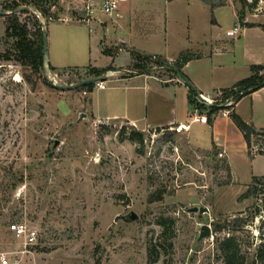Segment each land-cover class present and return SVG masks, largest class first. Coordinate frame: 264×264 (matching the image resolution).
<instances>
[{
	"label": "rangeland",
	"instance_id": "obj_1",
	"mask_svg": "<svg viewBox=\"0 0 264 264\" xmlns=\"http://www.w3.org/2000/svg\"><path fill=\"white\" fill-rule=\"evenodd\" d=\"M71 1L61 3L59 17L70 14L66 9ZM203 1L211 7L233 4L240 15L264 20V0ZM177 3L179 7L170 8L171 20L177 22H171L173 33L175 28L183 30L196 5ZM145 5L130 0L137 24L151 11ZM230 11L225 7L214 13L222 29L232 23ZM113 15L101 18L107 21ZM4 21L0 14V53L10 45L4 39ZM40 24L47 56L54 61L53 54L59 55L56 62L62 70L36 73L0 61V250L17 244L7 225L23 222L38 233L33 255L24 257L26 264H222L216 243L232 232L249 253V264L256 246L264 242V157L256 158L251 168L231 157V167L223 152L205 148L209 139L191 142L188 128L140 130L104 119L109 89L94 85L85 95L83 86L66 89L110 64L96 50V35L102 36L103 29L75 21L43 19ZM201 26L197 31L208 27L205 22ZM28 27L34 31L31 20ZM169 33V49L155 52L168 55L184 49L185 39H173ZM136 46L151 52L145 45ZM119 47L126 49L117 44L109 50L117 53ZM137 62L134 59V65ZM149 70L161 81L177 78L153 63ZM250 74L240 71L234 76ZM102 79L108 88L123 78ZM221 93L211 97L215 104H220ZM220 107L218 114L226 109ZM79 114L85 116L78 120ZM253 142L251 138L247 146L249 159L263 154L253 153ZM253 177L262 181L256 183L257 196L241 198ZM192 207L207 210L188 212ZM129 211L138 219L122 222L119 216ZM203 224L210 227L211 236L197 241Z\"/></svg>",
	"mask_w": 264,
	"mask_h": 264
},
{
	"label": "crops",
	"instance_id": "obj_2",
	"mask_svg": "<svg viewBox=\"0 0 264 264\" xmlns=\"http://www.w3.org/2000/svg\"><path fill=\"white\" fill-rule=\"evenodd\" d=\"M93 1L96 4L101 2V0ZM143 1L147 8H151V11L138 24L136 22L137 15L131 14L130 0H119L117 10L111 16V20H102L101 17L108 15L97 14L93 21L85 24L89 27L96 23V26L103 29L102 36L96 35V50L106 55L110 59V64L96 69L103 70L112 67L113 70L107 71L101 76V79L105 76L115 75L123 78L118 81L119 84L116 86L108 88L105 86V89L97 88L98 90L109 89L111 92L106 95L104 119L125 122L140 130L172 126H180V130L188 128L192 131L191 142L196 143L203 139H209L205 148L209 147L219 154L223 152L231 167L233 158L243 159L250 168L253 167L256 158L264 157V154L255 155L250 159L247 157V144L241 132L232 122L229 113L234 112L254 130L263 131L264 86L234 102L225 109L228 111L227 114L217 113L212 116L211 122L208 123L206 111L195 112L189 104L193 95L178 77L170 78L167 82L161 81L150 74V70L142 73L134 72L133 67L136 54L156 55L165 60L174 61L181 53L188 52L196 55L197 58L183 65L182 74L198 93L208 98L217 96L219 92L230 89L237 82L248 77L239 78V76H234L236 73L238 75L240 71H249L252 65L264 66V29L262 27L264 20H252L248 13H244L240 20L239 11L233 4L211 7L203 0H182L186 6L196 5L191 6L193 8L191 15L185 20L186 32L182 33L184 28L183 30L175 28L173 33L171 22L176 21L171 20L173 13H170V8L179 7L178 0ZM120 3L124 5L120 6ZM197 3L201 4L197 5ZM157 5L159 7H156ZM225 7L231 8L232 23L222 29L214 13L224 11ZM202 22H205L208 27L197 31L202 27ZM246 24H251V26ZM236 26L239 27L237 35L226 36V31ZM169 31L173 34V39L174 36L181 40L185 39L184 49L176 54L168 52V55L155 52L162 47L166 51L169 49ZM91 32L92 30L89 28V34ZM190 32L195 34L190 36ZM133 38H140L141 42H138V39L133 40ZM117 44L124 45L126 49L119 47L117 53H111L109 48ZM136 45H145L148 47L147 49H151V52L144 51ZM57 56L59 57V55L53 54L54 61H51L47 56L48 64L55 70H62V67H59L61 64L56 62ZM261 73L263 74L264 71ZM101 81L105 84V80ZM226 81L231 82V86L222 87ZM82 92L84 95L86 94L85 91ZM197 117H203L205 121H195ZM194 125L196 127L193 129Z\"/></svg>",
	"mask_w": 264,
	"mask_h": 264
},
{
	"label": "trees",
	"instance_id": "obj_3",
	"mask_svg": "<svg viewBox=\"0 0 264 264\" xmlns=\"http://www.w3.org/2000/svg\"><path fill=\"white\" fill-rule=\"evenodd\" d=\"M0 11L8 14H3L5 18L4 27V39L6 42H10L9 48L0 53V61H13L14 63L29 67L36 73L43 70L42 65V31L40 20L36 17L38 13L42 19L56 20L63 8L58 4V0H3L0 3ZM23 19H21V17ZM242 20V15L239 16ZM32 22L34 31L28 27V21ZM251 26V24H246ZM264 29V25H262ZM197 58L196 55L189 54L188 52L181 53L170 65L168 62L156 55H139L136 54L134 59L138 62L134 65L135 72H148L150 65L153 63L157 66L165 68L166 71L171 72L168 67H173L178 72L182 73V67L188 61ZM154 59V60H152ZM49 69L54 71L55 69L49 65ZM113 70L112 67H108L103 70H96L95 77H101L106 74L107 71ZM251 74L247 78L237 82L230 89L223 90L221 93V102L231 98L234 102H237L244 95L253 92L262 86H264V71L263 65H252L250 67ZM173 73V72H171ZM175 74V73H174ZM104 80V79H101ZM84 87L85 92H91L94 87V83L87 84ZM193 95L189 104L193 110L202 113L206 111L207 122H211L212 116H215L219 110L223 107L214 104L212 106H206L199 104L196 99V95L191 91ZM205 109V110H204ZM229 116L237 127V129L243 135L244 141L249 147L251 138H255L258 134H264L263 131H256L254 128L245 123L234 112H230ZM262 181L257 177H253L252 184L248 186L246 192L241 198L256 197L257 192L256 183ZM238 221V220H234ZM264 223V215H263ZM216 230H220L217 227ZM216 248L219 252L222 264H247L249 260V253L244 251L238 242L236 236L232 232H228L224 237L217 240ZM249 264H264V242L259 243L252 253V258Z\"/></svg>",
	"mask_w": 264,
	"mask_h": 264
},
{
	"label": "built area",
	"instance_id": "obj_4",
	"mask_svg": "<svg viewBox=\"0 0 264 264\" xmlns=\"http://www.w3.org/2000/svg\"><path fill=\"white\" fill-rule=\"evenodd\" d=\"M64 0H58L60 6ZM119 0H101L99 4H96L93 0H72V6L67 7V11L70 14L59 17L55 21L59 22H70L75 21L78 23L89 24L93 21L97 14L102 15H112L115 13L118 7ZM36 17L43 23L41 16L36 13ZM239 31V27L236 26L233 29L226 31V36L233 37L236 36ZM98 89H105V84L103 81H98L95 84ZM197 102L199 104H204L206 106H212L215 104L214 99L205 97L204 95L198 93L196 95ZM233 104L231 98L218 104V106H224V109L230 107ZM196 112V110H195ZM222 115L227 114L225 110L221 112ZM195 121L203 122L205 119L203 117H197ZM251 150L253 153H263L264 154V134H258L254 138ZM7 230L13 236L16 241V245L7 249L0 250V264H26V259L24 257L32 256L34 248L38 245V233L35 228L27 225L23 222H11L7 225Z\"/></svg>",
	"mask_w": 264,
	"mask_h": 264
},
{
	"label": "water",
	"instance_id": "obj_5",
	"mask_svg": "<svg viewBox=\"0 0 264 264\" xmlns=\"http://www.w3.org/2000/svg\"><path fill=\"white\" fill-rule=\"evenodd\" d=\"M0 14H8V13H4V12H0ZM42 39H43V45H42V65H43V70L45 72H49V64H48V58H47V49H46V38H45V33L44 31H42ZM168 69L175 73V75L190 89V91H192L195 95H198V92L196 91V89L194 88V86L191 84V82L181 73L178 72L177 70H175L173 67H168ZM101 80V77H93V78H89L83 81H80L78 83L69 85L66 87V89H71L74 88L76 86H85L87 84H91V83H96L98 81ZM85 115L84 114H79L78 116V120L83 118ZM58 145V142L55 141L53 144V147H56ZM206 208H197V207H192L189 208L187 211L188 212H192V213H204L206 212ZM119 219L122 222L125 223H131L133 221H136L138 219V216L135 212L133 211H129L127 214L125 215H121L119 216ZM211 236V229L208 225L203 224L200 226L199 229V233H198V237H197V241L205 238V237H210Z\"/></svg>",
	"mask_w": 264,
	"mask_h": 264
}]
</instances>
